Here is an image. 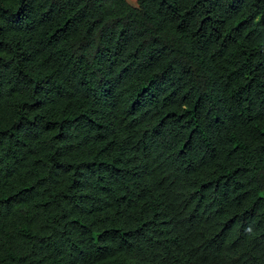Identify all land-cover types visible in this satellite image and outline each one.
<instances>
[{
	"label": "trees",
	"instance_id": "1",
	"mask_svg": "<svg viewBox=\"0 0 264 264\" xmlns=\"http://www.w3.org/2000/svg\"><path fill=\"white\" fill-rule=\"evenodd\" d=\"M0 264H264V0H0Z\"/></svg>",
	"mask_w": 264,
	"mask_h": 264
},
{
	"label": "rangeland",
	"instance_id": "2",
	"mask_svg": "<svg viewBox=\"0 0 264 264\" xmlns=\"http://www.w3.org/2000/svg\"><path fill=\"white\" fill-rule=\"evenodd\" d=\"M127 1L133 6H135L137 2V0H127Z\"/></svg>",
	"mask_w": 264,
	"mask_h": 264
}]
</instances>
